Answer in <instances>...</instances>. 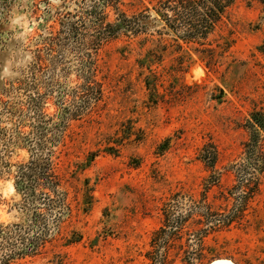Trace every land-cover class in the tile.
Returning <instances> with one entry per match:
<instances>
[{"label":"rangeland","instance_id":"obj_1","mask_svg":"<svg viewBox=\"0 0 264 264\" xmlns=\"http://www.w3.org/2000/svg\"><path fill=\"white\" fill-rule=\"evenodd\" d=\"M165 1L122 0L127 15L150 17L141 33L120 34L93 52L99 84L85 91L78 54L37 58L39 36L55 32L75 0H0V91L32 69L39 90L51 94L45 111L54 121L63 120L62 96L68 108L67 126L52 131L62 135L55 163L68 207L42 250L9 264H264V178L229 226L202 233L191 214V199L204 196L215 210L234 211L222 192L237 182L233 164L251 112H264V9L238 0L207 41L229 44L209 64L195 50L202 46L166 33L157 11ZM3 97L19 102L13 93ZM0 125L15 127L1 115ZM214 148L215 162L206 153ZM1 154L13 165L0 175V225L27 223L14 164L30 151L0 139Z\"/></svg>","mask_w":264,"mask_h":264},{"label":"trees","instance_id":"obj_2","mask_svg":"<svg viewBox=\"0 0 264 264\" xmlns=\"http://www.w3.org/2000/svg\"><path fill=\"white\" fill-rule=\"evenodd\" d=\"M237 1L166 0L157 8L158 19L161 20L166 33L173 34L175 41L202 46L195 47V50L202 53L203 59L209 64H214L215 56L225 52L229 44L225 45L223 42L216 48L207 41L224 18H229ZM245 2L247 6L258 2L264 9V0ZM121 3L122 0H75L74 11L60 12L58 29L39 36L37 44L39 62L43 60V51L55 58L58 56L61 58L65 50L74 52L78 54V59L84 66L83 71H86L82 88L89 91L94 83L99 84L93 80L95 77L93 72L96 70L93 52L120 34L136 36L141 33L145 29L144 20L150 17L143 11L129 16L120 9ZM108 8L117 14L114 21L108 20ZM178 45L182 47L180 43ZM261 47L264 54V43ZM54 82L60 85V82L56 80ZM147 86L150 87V84ZM39 89L36 72L29 69L23 77L0 91V115L6 116L8 120L13 119L15 124L11 132L6 126L0 125V139L4 140L6 145L22 142L30 151V158L27 161L14 164L15 186L23 196L21 207L29 213V220L27 223L0 225V264H9L16 257L36 254L42 250L45 244L50 242L55 231L59 230L68 207L62 177L55 163L57 149L54 147H58L62 135L52 132L55 128H60L61 131L67 126L66 98L62 96L60 102L62 110L65 111L61 115L63 120L55 122L54 116L45 111V104L51 94L41 92ZM11 93L19 98V102L3 97ZM25 127H29V130H25ZM246 128L250 133L243 144V155L233 164L237 182L227 193L222 192L225 200H233L235 208L232 214L226 215L215 210L205 200V196L203 200L191 199V214L195 213L196 222L203 224L204 227L199 228L202 233L216 231L240 219L249 202L261 190L264 178V112L253 110L246 122ZM206 153H210V160L215 162L217 158L215 148L214 152L208 150ZM4 157L5 155H0V175L13 165ZM212 181L214 184L217 179ZM162 231H165V228H162ZM79 237L77 234L72 236L68 243L78 241Z\"/></svg>","mask_w":264,"mask_h":264},{"label":"water","instance_id":"obj_3","mask_svg":"<svg viewBox=\"0 0 264 264\" xmlns=\"http://www.w3.org/2000/svg\"><path fill=\"white\" fill-rule=\"evenodd\" d=\"M222 263L228 264L227 262H224V261H222V262H217L216 264H222Z\"/></svg>","mask_w":264,"mask_h":264}]
</instances>
